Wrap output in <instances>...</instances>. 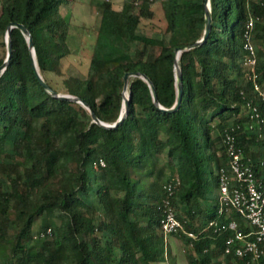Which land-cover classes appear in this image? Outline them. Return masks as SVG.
<instances>
[{
  "label": "trees",
  "instance_id": "trees-1",
  "mask_svg": "<svg viewBox=\"0 0 264 264\" xmlns=\"http://www.w3.org/2000/svg\"><path fill=\"white\" fill-rule=\"evenodd\" d=\"M75 1L0 0V67L8 27L19 23L32 34L43 79L60 94L80 97L101 121L119 119L126 75L135 72L153 81L161 106L172 108L178 49L202 39L205 0H124L121 9L100 0L98 26L73 20ZM210 6L208 39L179 58V109L162 110L149 83L132 77L128 115L116 128L95 122L82 103L53 95L38 76L26 35L12 29L13 54L0 74V264H165L175 239L188 264H264V256L226 254L232 230H204L219 218L218 198L208 204L207 190H219L220 169H230L227 132L244 161L264 171V138L249 129L248 104L263 113L264 106L244 47L253 18L254 70L264 86V0H210ZM146 27L168 40L138 33ZM88 36L87 73L65 74L64 59L83 49ZM175 177L170 195L166 185ZM167 199L197 239L165 238ZM232 217L249 231L239 214Z\"/></svg>",
  "mask_w": 264,
  "mask_h": 264
},
{
  "label": "built area",
  "instance_id": "built-area-1",
  "mask_svg": "<svg viewBox=\"0 0 264 264\" xmlns=\"http://www.w3.org/2000/svg\"><path fill=\"white\" fill-rule=\"evenodd\" d=\"M254 22L255 20L251 18L244 37V47L250 53L246 65L250 67L249 78L253 82V89L258 93L260 102L264 106V86L258 81V75L254 70L256 53L251 35ZM248 108L252 120L249 129L256 131L260 137L264 138V113L252 103L248 104ZM225 143L230 157V169L221 168L219 171L220 185L217 197L219 218L211 220L204 230L211 228L216 232L232 230L233 235L227 240L226 254L235 252L239 257L251 255L254 260H259L264 256V171L257 174L253 164L250 161H244L242 150L238 147L234 134L227 132ZM100 165H105L103 160L100 161ZM177 183L178 178L175 177L166 185L170 195L173 194ZM233 183L237 185L232 187ZM232 211L243 218L244 225L250 226L249 231L246 232L240 227V222L232 217ZM163 214L161 228L166 239L173 233L197 239L198 234L186 228L185 222L177 216L176 210L168 199L164 202Z\"/></svg>",
  "mask_w": 264,
  "mask_h": 264
},
{
  "label": "water",
  "instance_id": "water-1",
  "mask_svg": "<svg viewBox=\"0 0 264 264\" xmlns=\"http://www.w3.org/2000/svg\"><path fill=\"white\" fill-rule=\"evenodd\" d=\"M205 7H206V24H205V32H204V35H203L202 39H200V40H198V41H196L194 43H191V44H189V45H187V46H185V47H183L181 49H178V55H177V59H176L177 101H176L175 105L172 108H165V107L161 106L153 81L147 75H145V74H143L141 72H135V73H130V74L126 75L125 88H124V92H123L124 97H125L124 110L121 113L119 119L114 124H108V123H105V122L101 121L99 119V117L96 115V113L94 112V110L91 108V106L88 103H86L84 100H82L80 97L69 95V94H60L57 91H55L43 79V77L40 74L39 69H38V63H37V59H36V51H35V46H34V41H33L32 34H31L30 30L25 25L19 24V23H13V24L9 25V27H8L7 34H6V43H7V48H8V55H7L6 61L0 67V74L5 71V69L8 66V64L10 62V59L12 57L13 46H12L11 32H12V29L14 27H18V28H20L23 31V33L26 35V37L28 39L29 47L31 49V53H32L33 60H34V65H35V68L37 69L38 76H39L41 82L43 83V85L53 95H55L57 97H60V98H63V99H70V100H74L76 102L82 103L87 109H89V111L92 114V117H93L94 121L99 123L100 125H102V126H104L106 128H116L127 117L128 111H129V107H130V99H131V95H130V93L127 92V90H128V86H129V80L132 77L143 78L149 83V85L151 87V90H152V93H153L154 101L162 110L168 111V112H175L176 110L179 109V107H180V105L182 103L183 94H184L183 74H182L181 66L179 64L180 55H181V53L183 51L190 50L192 48H196V47L201 46L208 39V37L210 35V32L212 30L213 17H212V9H211V6H210V0H205Z\"/></svg>",
  "mask_w": 264,
  "mask_h": 264
},
{
  "label": "rangeland",
  "instance_id": "rangeland-1",
  "mask_svg": "<svg viewBox=\"0 0 264 264\" xmlns=\"http://www.w3.org/2000/svg\"><path fill=\"white\" fill-rule=\"evenodd\" d=\"M100 0H76L75 6L73 9H70L73 14V20L77 23L85 22L90 26H98L101 11L99 10L97 3ZM113 6L115 9H121L123 6L124 0H112ZM72 4L70 3L67 6L63 7V12L66 11L67 8H72ZM139 34L157 37L161 39L168 40L169 36L164 35L163 33L151 28H141L138 30ZM93 42V38L91 36L85 37L83 49L79 48L77 54L67 57L63 61V72L65 74H75V75H82L84 76L87 73V68L89 65V55L91 52V47L89 46L90 43ZM77 46L74 47L76 49ZM77 50V49H76ZM248 70L250 67L246 65ZM61 79V76H53V79ZM151 178H149V181ZM219 194V190L216 189H208L207 190V202L208 204H212L217 201V197ZM243 221V218H242ZM39 222V221H38ZM37 222V223H38ZM165 264H188L187 258L184 256L183 245L180 239H175L173 251L172 253L168 254V260Z\"/></svg>",
  "mask_w": 264,
  "mask_h": 264
}]
</instances>
